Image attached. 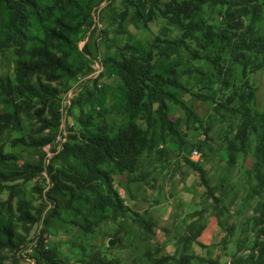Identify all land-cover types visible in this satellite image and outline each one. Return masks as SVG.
<instances>
[{"label": "trees", "instance_id": "1", "mask_svg": "<svg viewBox=\"0 0 264 264\" xmlns=\"http://www.w3.org/2000/svg\"><path fill=\"white\" fill-rule=\"evenodd\" d=\"M94 1L0 0V51L12 48L15 56L13 78L0 75V191H7L6 198H0V264L8 259L17 263L15 255L43 209L26 207L23 183L17 181L31 179L42 166L17 164L16 154L4 151V146L51 141L47 134H12L23 130L24 120L35 117L43 121L41 129L58 123L60 90L51 83L66 85L84 68L77 60L88 51L85 44L77 47L76 35L80 27L91 25ZM205 4L221 6L219 25L205 19ZM155 12L178 29L177 37L143 43L129 36L127 24L146 26ZM111 24L115 54L107 61L119 81L90 87L79 101V128L67 136L46 171L49 185L43 195L50 206L42 223L45 228L63 222L80 229L82 239L73 244L78 249L77 264H215L191 250L204 228L194 222L179 236L177 253L164 254L153 242L158 219L147 210L138 213L125 205L113 176L126 173L127 183L145 181L149 172L143 170L144 162L166 160L169 151L163 143L169 137L181 145L182 135L168 116V102L178 104L186 118L194 115L179 96L189 92L181 81L185 70L171 59L183 49L191 58L209 62L220 89L227 91L215 108L233 118L232 131L225 137L223 176L239 156L250 154L249 175L254 180L250 189L257 198L253 217L264 223V104L257 107L255 88L247 79L239 84L232 79L235 64L243 73L249 67L264 71V0H120ZM120 34L125 38L118 41ZM44 111L49 118H42ZM111 114L119 118H110ZM185 160L218 202L214 191L221 194L222 189L209 185L201 165ZM128 217L136 225L130 244L118 237L119 228L113 232L118 243L129 248L126 261L108 257L87 241L101 223L122 226ZM259 236L249 252L233 254L227 264H264V228ZM38 248L35 264H72L59 259L55 246Z\"/></svg>", "mask_w": 264, "mask_h": 264}, {"label": "rangeland", "instance_id": "2", "mask_svg": "<svg viewBox=\"0 0 264 264\" xmlns=\"http://www.w3.org/2000/svg\"><path fill=\"white\" fill-rule=\"evenodd\" d=\"M119 6L120 0H95L91 9V25L79 28L76 35L77 47L81 48L85 44L88 53L84 58H79L77 63L84 68L70 78L66 85L51 83L60 90L56 97L58 123L52 128L41 129L43 121L40 117H35L31 121L24 120L23 130L12 134L16 137L47 134L52 136L51 141L43 145H34L26 141L27 143L18 146L10 144L4 146V151L16 154L17 164L30 163L42 166V169L31 179L17 180L23 183L26 207L30 210L43 209L41 217L30 225L25 242L15 255L16 264H28L25 256L32 257L36 261L38 247L44 246L45 238H47V246H55L62 262L77 264L78 249L73 244L82 239L80 229L63 222L45 228L42 223V217L50 206L43 195L49 185L46 171L52 163L53 155L60 149L59 138L62 137L65 141L69 134H73L79 128L77 122V116L80 114L79 101L90 88L85 85V77L93 69L95 60L101 65V72L97 77L100 87L104 84H116L119 81L107 61L108 56L115 54L111 46V39L114 37L111 15ZM221 10L219 4L213 6L205 4L203 16L208 23L219 25ZM127 31L130 37L143 43H150L156 37L169 39L178 36V29L168 24L158 12L153 14L146 26L127 24ZM124 38L125 35L117 36L118 41ZM14 59L12 48L0 51V75L7 74L13 78ZM171 59L179 62L178 64L185 70L181 81L189 92H181L179 96L194 113L188 119L178 104L168 102V116L180 131L183 141L179 145L169 137L166 143H163L169 151L166 160L152 162L149 159L144 162L143 170L149 172L145 181L127 183L126 173H121L113 176L114 186L125 205L138 213L147 210L158 219L153 242L162 248L164 254L177 253L181 247L178 242L179 236L185 233L188 224L194 222L196 225L203 224L204 228L196 242L192 243L191 250L199 256L211 259L215 264H227L233 254L249 252L255 242L261 239L260 229L264 228V223L259 224L253 217L257 198L251 195L250 189L254 184V180L249 175L251 156L249 153L245 157L239 156L237 163L223 176L225 137L232 131L233 118L224 112L216 111L215 108L216 102L222 99L227 91L220 89L209 62L191 58L183 49L179 54L172 55ZM233 67L232 79L235 80V84L247 79L255 88L256 105L261 108L264 104V71L249 67L243 73L239 64ZM200 71L202 73H199ZM69 90L71 94L75 92L70 95L71 97L68 96ZM67 98H70V103L66 107ZM61 106L64 107L65 112L59 110ZM83 109L87 110L88 106L83 105ZM43 117L49 118V112L44 111ZM109 117L119 118L115 114ZM139 124L144 126L142 121H139ZM27 139L30 140L28 137ZM192 149L200 153L198 160L189 156ZM185 158L197 162L204 168L205 177L211 187L218 184L217 187L222 189L221 194L218 189L214 191L215 196L220 198L218 202L210 197V187L202 183L197 172L187 164ZM6 196V190L0 191V198L4 199ZM123 222L122 226L103 222L88 234L86 239L101 248L108 257L114 256L124 262L128 258L129 248L123 244H130L133 240L136 225L129 217ZM116 228L121 230L118 237L124 241L123 244H119V241L113 237ZM109 241H112V244ZM32 242L33 250L27 255L26 249ZM6 263L14 264L10 259L6 260Z\"/></svg>", "mask_w": 264, "mask_h": 264}, {"label": "built area", "instance_id": "3", "mask_svg": "<svg viewBox=\"0 0 264 264\" xmlns=\"http://www.w3.org/2000/svg\"><path fill=\"white\" fill-rule=\"evenodd\" d=\"M95 65L93 67V69L87 74V76L85 77L86 81H85V85L87 87H100V81L97 79L99 73L101 72V65L98 64V62L95 60ZM95 80V82L93 81ZM72 94H75V92H73ZM70 90L68 91V96L72 95ZM71 97V96H70ZM65 103H66V107L69 105L70 103V98H67V100H65ZM59 110L61 112H65V109L63 106H61L59 108ZM59 141H60V147H61V144L64 142V138L60 137L59 138ZM162 145L160 144L159 147H161ZM192 159L194 160H198L199 159V156H200V153L196 150V149H192L191 152H190V155H189ZM44 247L46 248L47 247V238L44 239ZM33 246H34V243L32 242L31 244L28 245L27 249H26V252H27V255H30V252L33 250ZM25 260L28 262V264H35V261L32 257H29V256H25Z\"/></svg>", "mask_w": 264, "mask_h": 264}, {"label": "water", "instance_id": "4", "mask_svg": "<svg viewBox=\"0 0 264 264\" xmlns=\"http://www.w3.org/2000/svg\"><path fill=\"white\" fill-rule=\"evenodd\" d=\"M110 244H112V241H109Z\"/></svg>", "mask_w": 264, "mask_h": 264}]
</instances>
